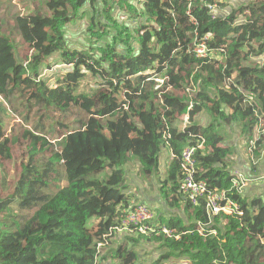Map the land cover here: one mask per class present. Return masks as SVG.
<instances>
[{"label": "trees", "instance_id": "16d2710c", "mask_svg": "<svg viewBox=\"0 0 264 264\" xmlns=\"http://www.w3.org/2000/svg\"><path fill=\"white\" fill-rule=\"evenodd\" d=\"M227 7L28 0L13 12L0 1V166L17 167L11 185L0 173V264H264V195L234 187L229 141L232 131L260 171L264 0ZM196 33L209 37L206 58ZM186 147L198 148L197 179L239 213L210 219L206 199L184 197ZM164 150L174 157L162 173ZM131 163L167 209L143 225L124 223L133 202L154 210L136 198Z\"/></svg>", "mask_w": 264, "mask_h": 264}, {"label": "built area", "instance_id": "2783aa9c", "mask_svg": "<svg viewBox=\"0 0 264 264\" xmlns=\"http://www.w3.org/2000/svg\"><path fill=\"white\" fill-rule=\"evenodd\" d=\"M209 8L213 9L215 12L218 11V7L215 5L209 6ZM192 22L197 24L194 18H192ZM196 36L197 38L194 47V53L197 58H206L211 53V51H213L208 45L209 37H200L198 36V33H196ZM260 60L262 61V58H260ZM188 119L189 117L187 116L185 118V124L188 122ZM199 148H201V146ZM197 149L198 148L196 147H186L180 156L183 170L181 191L184 197L194 205H197L200 199H206V210L210 219L220 215L221 213L231 216L239 213L240 206L238 202L229 199L224 192H219L217 190L209 191L207 183L197 179ZM240 173H235L237 178H234V187L238 191H243L248 185L249 181ZM154 217L155 212L151 207L146 204L133 202L126 211L124 223L125 225H143L146 222L153 220ZM164 232L169 237H172L173 235V231L171 230L165 229Z\"/></svg>", "mask_w": 264, "mask_h": 264}, {"label": "rangeland", "instance_id": "374dc122", "mask_svg": "<svg viewBox=\"0 0 264 264\" xmlns=\"http://www.w3.org/2000/svg\"><path fill=\"white\" fill-rule=\"evenodd\" d=\"M0 1H11L13 2L14 6H16V9H13L15 12L16 10H21L23 11L24 9V4L28 3V0H0ZM228 1V7L231 9V7L242 3V2H247L249 0H226ZM37 4V2H36ZM221 5H219L218 11H223V8H220ZM6 7L2 8V12H5ZM4 17V16H3ZM81 26L82 22L74 26V28H71L69 33L72 35H75L77 39H71L70 44L78 47L81 43V36H79V31H81ZM81 46V45H80ZM45 76L49 75L50 73L48 71H45ZM90 79V78H86ZM93 85L92 81H83L81 87L84 88L86 91L91 92L90 86ZM204 123L208 122V116H205L202 118ZM17 121H13L11 125L16 123ZM231 137H229V141H232V144L236 145L238 148V152L234 156V161H233V168L238 169L239 171L243 172L246 176L249 177L248 179V185L244 188L243 192H246L247 194H252V195H257L261 194L262 196L264 195V164L263 160L261 158H254V161L256 163L260 162L261 169L260 171H256L254 169V166L252 164V161L250 159V154L248 153L249 148L247 144L245 145L244 143L242 144L239 138L236 134H234L232 131L230 132ZM170 151L169 150H164L161 154V172L164 173L166 171V167L169 164V158H170ZM129 169V180L132 182L131 185L134 188L136 192V198L138 197L139 199H148L149 202L153 203V208L155 213H166L167 209L164 206L163 203H161L160 196L158 194L157 185L156 188L152 185L151 187L149 186L148 183L144 182L141 178V176L138 174V167L136 166L135 163H131L128 167ZM17 172V167H16V162L15 161H7L2 159L1 161V166H0V173L3 175H6L7 178V184L11 185L12 183V175ZM263 172V173H262ZM135 198V197H134ZM102 246H104L102 244Z\"/></svg>", "mask_w": 264, "mask_h": 264}, {"label": "crops", "instance_id": "0c3cea01", "mask_svg": "<svg viewBox=\"0 0 264 264\" xmlns=\"http://www.w3.org/2000/svg\"><path fill=\"white\" fill-rule=\"evenodd\" d=\"M172 156H173V154L171 153L170 157H172ZM169 161H170V158H169Z\"/></svg>", "mask_w": 264, "mask_h": 264}]
</instances>
